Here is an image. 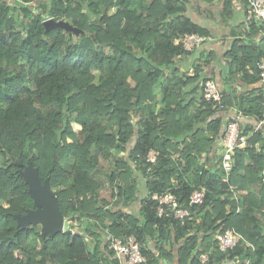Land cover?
Segmentation results:
<instances>
[{
    "label": "trees",
    "instance_id": "16d2710c",
    "mask_svg": "<svg viewBox=\"0 0 264 264\" xmlns=\"http://www.w3.org/2000/svg\"><path fill=\"white\" fill-rule=\"evenodd\" d=\"M219 3L211 18L241 32L223 55L221 102L204 97L214 76L203 66L182 71L189 52L174 43L211 35L191 11ZM47 14L81 32L47 30ZM263 28L237 19L233 0H0V264H120L109 234H135L142 264H264ZM238 110L250 136L227 172L217 150ZM29 164L76 229L43 235L41 224L18 222L36 206L21 174ZM196 188L204 201L190 204ZM167 191L197 218L159 215L154 195ZM228 228L254 248L221 250L216 235Z\"/></svg>",
    "mask_w": 264,
    "mask_h": 264
},
{
    "label": "built area",
    "instance_id": "2783aa9c",
    "mask_svg": "<svg viewBox=\"0 0 264 264\" xmlns=\"http://www.w3.org/2000/svg\"><path fill=\"white\" fill-rule=\"evenodd\" d=\"M12 1V0H11ZM246 1V14L245 19L248 23L254 20H259L264 25V0H245ZM50 18H55L52 15L47 14L43 21ZM56 19V18H55ZM59 20V19H56ZM264 34V28L261 30ZM210 37L200 32H187L182 36L175 39L176 45L187 51L192 52L197 49L205 40ZM256 66L259 72L261 83L264 85V58H260L256 61ZM203 94L207 100L219 101L222 100V93L220 85L215 79H209L203 84ZM242 111L238 110L233 113L227 122V126L223 135L224 148L222 151V165L224 169L229 172L233 166V154L237 148H245L248 144L250 135L243 132L242 129ZM261 123V122H260ZM258 128V127H257ZM158 150L151 149L147 154V160L155 162ZM205 190L203 188H196L189 196L190 204H201L204 201ZM155 199H158V213L159 215L166 213H174V216L182 223L191 220L194 216L192 210L188 207L181 206L178 196L171 191H167L163 194L155 193ZM197 218V216L195 217ZM69 224L74 225L76 229L79 225L77 217L65 216L64 229L66 230ZM109 248L114 251L115 256L118 258L120 264H142L146 263L147 255L142 250V243L135 234L126 235H114L108 236ZM216 241L221 250L227 251L237 245L246 243L248 246L254 248V245L248 241L242 233L234 228H228L222 232L217 233ZM208 253H202V261L208 260ZM249 264V261L247 262Z\"/></svg>",
    "mask_w": 264,
    "mask_h": 264
},
{
    "label": "crops",
    "instance_id": "0c3cea01",
    "mask_svg": "<svg viewBox=\"0 0 264 264\" xmlns=\"http://www.w3.org/2000/svg\"><path fill=\"white\" fill-rule=\"evenodd\" d=\"M233 6L235 9V16L237 17V19L238 18L243 19L245 16L244 11L246 10V1L233 0ZM206 7L202 6L198 9V12H202L203 14H199L198 12L196 13L195 11L192 10L191 15L194 17V20L196 22L202 24V26L210 30L211 35H208L210 38L208 40H205L202 43V45L199 46L197 49H195L192 52H189L188 55H186L185 59H180L179 67L182 69V71H184L186 66H195V67L203 66L204 73L206 75L210 77L214 76L213 79L220 82L221 73H222L221 65H223L225 61H227V57L225 58L223 55L230 48L233 39L237 35H240L239 33L241 32H237V31L234 32V30L232 29L230 32L229 29L232 27H229L227 22L220 23L219 21L215 20V18H211L212 17L211 11L216 9L217 12L219 9H221L220 3L219 6L211 5L209 6V8ZM209 9L211 10L210 12L207 11ZM219 61H221L222 63H220ZM190 70L192 71L193 69L190 68ZM225 71L227 70H223V73H226ZM238 75L241 74L238 73ZM237 89L242 90L243 89L242 85L237 84ZM217 152L221 153L222 149H218ZM151 244L153 247L155 241H153ZM157 253L158 252H156V254ZM174 254H176L175 251ZM159 264H176V263L175 260L171 261L170 259L163 257L160 259ZM222 264H228V262L224 261Z\"/></svg>",
    "mask_w": 264,
    "mask_h": 264
},
{
    "label": "water",
    "instance_id": "95a60500",
    "mask_svg": "<svg viewBox=\"0 0 264 264\" xmlns=\"http://www.w3.org/2000/svg\"><path fill=\"white\" fill-rule=\"evenodd\" d=\"M44 24L47 30L63 27L70 32H81L80 28L65 19L56 20L55 18H50L44 21ZM21 174L29 184V193L34 198L35 205L39 207V210L31 209L24 215H17L18 222L22 226H27L31 223L35 225L41 224L43 235L47 233L55 235L63 231L65 216L61 211L56 192L52 189L49 179L42 181L38 169L33 164L26 166ZM84 223V225H87L88 219H84Z\"/></svg>",
    "mask_w": 264,
    "mask_h": 264
},
{
    "label": "rangeland",
    "instance_id": "374dc122",
    "mask_svg": "<svg viewBox=\"0 0 264 264\" xmlns=\"http://www.w3.org/2000/svg\"><path fill=\"white\" fill-rule=\"evenodd\" d=\"M35 9H36L37 12H41V11H42V8H41L40 6H38V5H35ZM160 85H161V83H160ZM76 128L79 129V136H80V138H82L83 133H82V131H81L80 126L76 125ZM108 139H110V138H108ZM223 145H224V144H223ZM222 151H223V150H222ZM42 183H43V182H42ZM103 194H104V195H107V196H110V195H111V188H110V187H107V188L103 191ZM34 210H39V207H38V206H35ZM2 226H3V222L0 221V227H2Z\"/></svg>",
    "mask_w": 264,
    "mask_h": 264
},
{
    "label": "clouds",
    "instance_id": "9594fccd",
    "mask_svg": "<svg viewBox=\"0 0 264 264\" xmlns=\"http://www.w3.org/2000/svg\"><path fill=\"white\" fill-rule=\"evenodd\" d=\"M60 20V19H59Z\"/></svg>",
    "mask_w": 264,
    "mask_h": 264
}]
</instances>
